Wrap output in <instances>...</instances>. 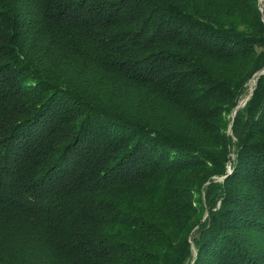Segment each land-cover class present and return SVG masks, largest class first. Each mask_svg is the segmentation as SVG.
<instances>
[{"label":"trees","instance_id":"trees-1","mask_svg":"<svg viewBox=\"0 0 264 264\" xmlns=\"http://www.w3.org/2000/svg\"><path fill=\"white\" fill-rule=\"evenodd\" d=\"M262 15L0 0V264H264Z\"/></svg>","mask_w":264,"mask_h":264},{"label":"rangeland","instance_id":"rangeland-1","mask_svg":"<svg viewBox=\"0 0 264 264\" xmlns=\"http://www.w3.org/2000/svg\"><path fill=\"white\" fill-rule=\"evenodd\" d=\"M257 2H258V8L260 9V10H262L263 11V0H257ZM263 17H264V15H262V19H263ZM256 75V74H255ZM255 75H252L248 80H247V82L244 84V91H242V93L239 95V101L237 102V104L234 106V108L232 109H230V111L226 114V117H227V119H229L231 122H230V124H228L229 126H228V128H227V134H231L232 132H231V124H232V121H233V118H234V116H235V113H236V111L238 110V108L239 107H241V106H243L244 104H245V102H246V100L249 98V96L251 95V93H252V90H253V88H254V85L256 84V80L257 79H254L255 78ZM258 77V76H257ZM247 97V99L245 100V102H244V104H242L241 105V101L243 100V99H245ZM239 105V107L235 110V112H234V114H233V111H234V109H235V107L236 106H238ZM234 156V154L232 153V157ZM231 157V158H232ZM230 163H228L227 164V171L228 172H230L231 171V166L229 165ZM216 179H223L224 177L223 176H221V175H216V177H215ZM208 183V181L206 180L205 182H204V184L202 185V189H203V186H205V184H207ZM203 193V192H202ZM217 204H219V202H217ZM206 214H207V212H204V214H203V217H202V219H204L205 218V216H206ZM252 231L251 230H248V231H244L243 232V235H247V240H248V238H249V234L251 233ZM255 235H256V238L254 239V241L252 242V245H253V247L255 248V249H257L258 247H259V243L261 242V240H262V238H261V235L260 234H258V233H255ZM194 257H195V255L192 257V259H191V261H190V264H192V262H193V260H194Z\"/></svg>","mask_w":264,"mask_h":264},{"label":"water","instance_id":"water-1","mask_svg":"<svg viewBox=\"0 0 264 264\" xmlns=\"http://www.w3.org/2000/svg\"><path fill=\"white\" fill-rule=\"evenodd\" d=\"M263 21H264V17H263ZM262 72H264V69H263L262 71H260V72H257L256 75H255V78H254V79H256L257 76L259 75V73H262ZM246 99H247V97H246L245 99H243V100L240 102L241 105L244 104V102H245ZM238 107H239V105L235 107V109H234V111H233V114H234L235 110H236Z\"/></svg>","mask_w":264,"mask_h":264}]
</instances>
